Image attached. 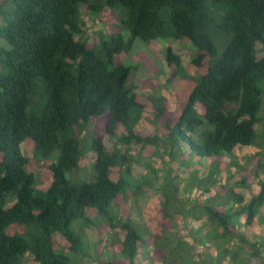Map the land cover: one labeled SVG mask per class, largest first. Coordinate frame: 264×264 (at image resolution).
Segmentation results:
<instances>
[{
	"label": "trees",
	"instance_id": "trees-1",
	"mask_svg": "<svg viewBox=\"0 0 264 264\" xmlns=\"http://www.w3.org/2000/svg\"><path fill=\"white\" fill-rule=\"evenodd\" d=\"M82 5L131 37L78 39ZM184 38L144 134L125 58ZM90 262L264 264V0H0V264Z\"/></svg>",
	"mask_w": 264,
	"mask_h": 264
},
{
	"label": "rangeland",
	"instance_id": "rangeland-1",
	"mask_svg": "<svg viewBox=\"0 0 264 264\" xmlns=\"http://www.w3.org/2000/svg\"><path fill=\"white\" fill-rule=\"evenodd\" d=\"M80 17L85 20L86 26L84 27V32L81 36H78V39L86 40L93 47L99 51L100 48V39L97 35L98 30H103L106 34L121 33L126 37H131V32L125 25L126 15L119 10H113L111 8L104 9L100 12H94L87 10L85 5H82L80 8ZM98 37V39H97ZM193 48H195L192 41L188 38L182 40L175 39H158L146 43L140 39L135 40V45L133 50L125 58V64L136 65L138 66L133 70L131 76V84H134L138 87V93L147 97V106L144 110L142 118L136 124V129L141 131L144 134H148L151 130L155 129L157 122L153 116L152 106L150 104V95L157 96V93L169 94V89L165 86V79L161 75L159 69L163 67V61H166L167 54L170 49H172L176 54H178L185 63H189L193 56ZM89 140V139H88ZM113 138L112 141H114ZM85 155L90 154L89 148L85 145L84 147ZM130 152L133 155L141 153V147L137 145H132L130 147ZM154 160V164L162 165V158H151ZM89 166L86 163H83V167L74 174V177L84 176L86 172V177L81 179L89 181L90 171L93 170V162L89 159L86 160ZM47 163L45 159L42 161H37V181L39 185H47L50 182V178L44 168V165ZM254 162H251L250 168L254 167ZM163 167V165H162ZM178 167L176 166V169ZM181 168H184L181 166ZM225 174V173H224ZM72 175V174H71ZM70 175V177H71ZM251 196V195H250ZM249 196V197H250ZM149 198L143 200V203H148ZM93 264V263H87Z\"/></svg>",
	"mask_w": 264,
	"mask_h": 264
}]
</instances>
